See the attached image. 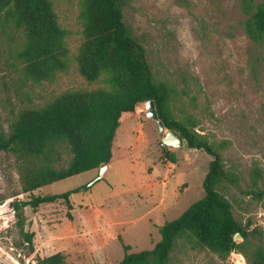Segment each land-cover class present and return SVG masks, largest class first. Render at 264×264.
Returning <instances> with one entry per match:
<instances>
[{
    "label": "rangeland",
    "instance_id": "1",
    "mask_svg": "<svg viewBox=\"0 0 264 264\" xmlns=\"http://www.w3.org/2000/svg\"><path fill=\"white\" fill-rule=\"evenodd\" d=\"M78 1L51 0L68 31L69 50L68 67L51 81L34 82L21 74L9 53L12 40L0 25V133L8 132L21 109L42 106L67 90L106 88L102 80L90 83L78 72L83 39ZM123 15L155 80L166 84L174 117L209 144H221L223 168L234 182L222 180L215 188L231 203L235 219L242 225L250 221L249 230H257L253 242L264 245V41L249 38L242 0H124ZM146 111L142 102L121 115L103 177L97 179L94 168L32 192L89 185L70 195L71 218L63 200L23 208V229L34 233L31 253L9 204L27 194L14 155L0 151V264H37L38 257L55 252L64 255V264H117L124 255L118 236L130 245L127 252L151 249L160 239L159 226L203 197L212 156L186 143L164 145V134ZM170 264L248 262L239 250L221 257L178 242Z\"/></svg>",
    "mask_w": 264,
    "mask_h": 264
},
{
    "label": "trees",
    "instance_id": "2",
    "mask_svg": "<svg viewBox=\"0 0 264 264\" xmlns=\"http://www.w3.org/2000/svg\"><path fill=\"white\" fill-rule=\"evenodd\" d=\"M78 6L83 35L76 55L78 72L90 83L102 80L106 88L67 90L42 106L21 109L10 121L8 132L0 133V151L14 155L21 190L27 194L9 204L28 252L34 251V233L23 229V208L63 200L71 218L70 195L89 185L55 194L32 192L108 163L121 115L134 112L138 103L153 100L165 127L175 129L189 148L204 150L212 159L202 183L203 197L159 226L160 239L151 249L127 252L130 245L118 236L124 255L117 264H170L178 242L208 248L221 257L239 250L248 264H264V245L253 242L257 230H249L250 221L246 225L238 222L231 203L215 188L222 180L234 182L223 168L221 144H209L174 117L166 84L155 80L143 45L124 21V0H79ZM242 10L247 15L249 38L261 43L264 0H242ZM0 25L7 29L12 40L9 53L25 78L51 81L68 67V31L59 24L51 0H0ZM168 158L176 162L174 153ZM237 233L241 241L235 240ZM64 259L61 252H55L38 257L37 264H64Z\"/></svg>",
    "mask_w": 264,
    "mask_h": 264
},
{
    "label": "water",
    "instance_id": "3",
    "mask_svg": "<svg viewBox=\"0 0 264 264\" xmlns=\"http://www.w3.org/2000/svg\"><path fill=\"white\" fill-rule=\"evenodd\" d=\"M144 105L147 110L146 111L147 116L156 119L159 132L164 134L162 137V143L164 145H168L172 147H180L186 143V139H184L175 129L166 128L162 120L158 118L157 109L155 107V102L153 100L144 101ZM106 169H107V163H102L99 166V174L97 176V179L103 177ZM235 237L241 238V235L237 233Z\"/></svg>",
    "mask_w": 264,
    "mask_h": 264
},
{
    "label": "crops",
    "instance_id": "4",
    "mask_svg": "<svg viewBox=\"0 0 264 264\" xmlns=\"http://www.w3.org/2000/svg\"><path fill=\"white\" fill-rule=\"evenodd\" d=\"M110 166H111V164H110V161H109V162L107 163V169H106V171L110 168ZM97 169H98V168H97ZM106 171H105V173H106ZM105 173H104V174H105ZM147 185H148V184H147ZM152 186H153V185H150L149 187H151V189H155V188H152ZM147 187H148V186H147ZM147 187H146V188H147ZM148 191H149V189L147 188V190L145 191V193H148ZM154 192H156V193H155V196H157L158 194H157V190H156V189L154 190ZM71 203H72V202H71ZM128 245H129V244H128Z\"/></svg>",
    "mask_w": 264,
    "mask_h": 264
}]
</instances>
